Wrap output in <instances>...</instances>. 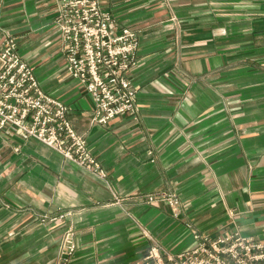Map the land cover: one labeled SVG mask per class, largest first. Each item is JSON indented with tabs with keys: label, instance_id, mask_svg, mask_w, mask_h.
I'll use <instances>...</instances> for the list:
<instances>
[{
	"label": "crops",
	"instance_id": "0c3cea01",
	"mask_svg": "<svg viewBox=\"0 0 264 264\" xmlns=\"http://www.w3.org/2000/svg\"><path fill=\"white\" fill-rule=\"evenodd\" d=\"M139 38L136 112L92 123L65 70L56 0H0V43L15 39L41 90L106 171L99 178L34 140L0 138V264H137L193 234L264 231V0H100ZM15 148H18L15 151ZM166 197L178 201L177 213ZM60 214L67 219L53 220ZM148 233L149 238L142 232Z\"/></svg>",
	"mask_w": 264,
	"mask_h": 264
},
{
	"label": "built area",
	"instance_id": "2783aa9c",
	"mask_svg": "<svg viewBox=\"0 0 264 264\" xmlns=\"http://www.w3.org/2000/svg\"><path fill=\"white\" fill-rule=\"evenodd\" d=\"M56 3L54 23L60 33L65 70L89 97L92 123L103 126L134 114L136 89L129 73L137 64V33L115 23L100 0ZM9 133L43 144L99 178L106 176L68 118V107L41 90L33 66L18 55L15 39L6 37L0 43V138ZM165 201L178 216V201L174 197ZM67 216L60 214L53 220L64 221ZM142 234L149 238L147 232ZM75 251L74 229L67 227L55 264H70ZM137 264H264V231L260 237L238 232L194 233L191 247L172 253L152 244Z\"/></svg>",
	"mask_w": 264,
	"mask_h": 264
},
{
	"label": "rangeland",
	"instance_id": "374dc122",
	"mask_svg": "<svg viewBox=\"0 0 264 264\" xmlns=\"http://www.w3.org/2000/svg\"><path fill=\"white\" fill-rule=\"evenodd\" d=\"M61 241V240H60ZM60 245H61V242H60ZM60 245H59V248H60Z\"/></svg>",
	"mask_w": 264,
	"mask_h": 264
}]
</instances>
